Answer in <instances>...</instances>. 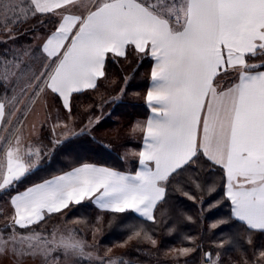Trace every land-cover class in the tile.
I'll use <instances>...</instances> for the list:
<instances>
[{"label":"snow or ice","instance_id":"6c2138e0","mask_svg":"<svg viewBox=\"0 0 264 264\" xmlns=\"http://www.w3.org/2000/svg\"><path fill=\"white\" fill-rule=\"evenodd\" d=\"M30 22L32 31L40 26L39 35L20 43ZM0 43L8 46L0 60L13 69L0 80V193L10 205L0 209V256L13 264H60L53 253L62 252L76 264H121L111 248L89 251L94 246L75 228L49 233L41 225L54 215L67 220L89 203L113 220L139 218L124 225L129 234L121 246L133 239L155 246L156 211L170 192L200 204L201 220L204 199L195 193L207 192L219 196L210 209H227L208 231L230 230L211 241L215 252H203L204 264H225L229 251L239 259L228 255V264H264V0H0ZM145 60L150 83L132 95L142 96L150 114L131 128L142 144L124 154L138 167L121 170L69 150L64 167L30 180L63 146L94 131L100 117L93 105L78 111L74 101L98 91L109 63ZM134 73L123 77L113 100L128 95ZM36 105L44 119L26 133L25 118ZM175 216L170 234L180 220L194 222L180 209ZM95 219L69 223L91 227L95 237L103 216ZM184 239L192 246L168 248L169 264L203 248L202 237Z\"/></svg>","mask_w":264,"mask_h":264},{"label":"trees","instance_id":"16d2710c","mask_svg":"<svg viewBox=\"0 0 264 264\" xmlns=\"http://www.w3.org/2000/svg\"><path fill=\"white\" fill-rule=\"evenodd\" d=\"M39 26V25H38ZM40 27V26H39ZM3 50L5 46L3 44ZM2 53V52H0ZM2 63L3 61L0 60ZM109 69V79L104 82V84L98 89L97 92H88L81 95L77 101V110L82 111L83 106L93 105L91 112L94 116L97 115L99 106L103 104L104 112L111 114H121L122 121L119 124L117 122L116 126L113 123L108 122V133L110 137H114L119 143H122L126 138V128L130 119L136 113L142 112L145 108L142 96L140 98L134 97L132 94L134 92H140L143 94L149 85V80L147 73L150 71V63L145 60L142 66H137L130 62H112L108 65ZM135 69L134 78L129 80L127 87L128 95L120 100H113L119 94V89L125 87L123 83V77L125 75H130ZM3 92V87L0 85V93ZM105 93L106 103L104 105V99H102ZM108 116V115H107ZM121 125L122 128L118 130V126ZM47 144V143H45ZM71 150L74 154L80 156L81 158L88 160L90 162H100L110 166H116L122 169L124 165L122 164V159L117 149L106 146V144L96 137L81 136L76 139L72 144L63 146L61 151H58L51 159L49 164L45 162V167L40 171L36 172L35 175L31 176L30 180H37L42 176H47L48 173L55 171L58 168L64 167L67 162L66 152ZM213 178L218 179V176ZM196 195H203V213L202 220L195 219L201 215V205L189 200L187 197L182 196L178 192H170L166 203H163L156 211V217L158 224L154 228V238L157 240V244L153 246L150 242L143 239H133L127 245L121 246L122 242L127 238L129 234L127 229L124 227L125 224L129 222H139V218L135 214L121 215L116 219H112L111 214L101 213L93 205L86 203L83 207L73 208L67 213V220L64 217L52 216L46 221L41 228H46L47 231L58 223L59 221H64L67 225L72 226L77 229L78 233L83 236L84 240L96 247L101 255L111 248L109 255H115L121 262V264H169L171 257L166 255V250L170 247H181V246H192V242L184 239L187 235H192L201 239L203 248L198 249L191 256L185 258L181 257L180 264H202L204 261L203 252L212 251L215 252V247L211 241L219 236L223 232H228L230 229L226 226H222L221 229L215 231H208V226L211 222L217 219L219 216L224 215L227 212L226 208H209L208 205L214 203L215 199L219 196L216 193H195ZM169 210V215L162 217L161 211ZM183 210L186 214L194 217L193 221L180 220L179 231L174 234H170L167 231V226L171 221L176 220L175 210ZM102 215L103 221L97 225L101 230L96 233L93 237L91 227H86L83 224H73L69 223L75 217H87L90 224L96 223V216ZM112 223L109 224V221ZM149 224L151 222H148ZM38 231L40 229H37ZM241 244L247 248V245L241 241ZM251 254L249 250V255ZM228 255H231L235 259H239V254L236 252L229 251L227 255L223 257L225 264H228ZM83 264L82 262H80ZM85 263V262H84ZM87 263V261H86Z\"/></svg>","mask_w":264,"mask_h":264},{"label":"crops","instance_id":"0c3cea01","mask_svg":"<svg viewBox=\"0 0 264 264\" xmlns=\"http://www.w3.org/2000/svg\"><path fill=\"white\" fill-rule=\"evenodd\" d=\"M34 22H30L29 24H25L22 26L21 28V34L20 35H39V30L36 31H32L31 30V24ZM40 27H36V29H39ZM25 29H28V31H25ZM5 46V45H4ZM6 47V46H5ZM8 47V46H7ZM3 44L0 43V52H3ZM0 65H2L0 68H3V66L5 67V64L2 63L0 61ZM150 83V81H149ZM103 96L102 99H104V105L106 103L105 99L107 97H105V93H102ZM119 95V94H118ZM117 95V96H118ZM124 98L121 97L120 99ZM118 99V100H120ZM145 108L142 109V112L140 113H136L135 115H133V117L130 119V122L128 123V126L126 128V135L127 138L122 142L119 143L116 142L117 140L114 137H110L109 135H106L108 133V122L111 121V123H113L112 125H117L116 123L119 122V124L122 121V116L121 114H111V112H109L108 114L104 112V108H103V104L99 106L98 109V113L96 116L100 117V120L94 125V131H92L91 135H87L88 137H96L99 138L101 141H103L106 146L112 147V148H116L118 153L120 154V157L122 159V164L124 165V167L121 170H132L134 167H138V163L136 161V158L131 156L130 154L128 155V157L125 159L124 158V154L126 151H128L130 153L131 150L133 149H137L138 147L142 144V136L139 132L133 133L131 131L132 125L138 121V120H143L146 119L147 115L150 114V110L147 108V105L145 103V101L143 100ZM39 112L44 115V109L42 108V110H39ZM31 112H29V114L27 115V117L25 118V131H26V127L30 128L31 126H26V121L28 120V117L30 115ZM53 115H55V111H53ZM108 115V116H107ZM84 122L86 123L87 120L84 119ZM118 124V125H119ZM40 125H37V127H39ZM51 126V122L49 123V127ZM121 125L118 126V130H120ZM6 194L0 193V198L2 197H6ZM4 203V202H3ZM3 203L0 202V209H2L3 212H8L10 210V207H7L6 205H4ZM10 206V205H9ZM3 221L2 215H0V222Z\"/></svg>","mask_w":264,"mask_h":264},{"label":"rangeland","instance_id":"374dc122","mask_svg":"<svg viewBox=\"0 0 264 264\" xmlns=\"http://www.w3.org/2000/svg\"><path fill=\"white\" fill-rule=\"evenodd\" d=\"M38 27V25L36 26ZM39 30V29H37ZM33 35H20V40L19 42L20 43H25V44H28V43H34L33 41ZM5 45V44H4ZM7 47V45H5ZM2 65H0L1 67ZM13 69L11 67H4L3 68H0V80H2L4 74L6 72L10 73ZM10 91V90H9ZM21 107H23V105H21ZM39 110H42V108L39 106V105H36V106H33V109L28 117V120L26 121V126L28 124V126H31L32 124H36V125H39V121L43 120L44 119V115L42 114V112L40 113ZM49 123L48 122L47 124L44 125L45 127V130H47L49 127ZM30 130V128H27L26 127V133ZM2 131V130H0ZM44 143H48L47 140L44 141ZM8 197H1L0 198V202L3 203L4 205H6L7 207H10L8 204L5 203V201H7ZM4 221L0 222V225L3 224ZM58 229V230H61V231H64L66 229H69V228H73L72 226H69L67 225L63 220L62 221H59L58 223H56L52 228L51 230H49L48 232L50 233L53 229ZM77 235L79 237H81L82 239L83 236H81L78 232H77ZM89 246H94L92 244H89L87 243ZM89 251H92V250H97L96 247H89L88 249ZM54 256L58 255L60 257V264H76L75 260L73 258H64L63 256V253L62 252H57V253H53ZM204 258V261H205V257L203 256ZM204 261L202 262V264H204ZM80 262H82L83 264H87L86 263V260H82V261H79V264H81ZM85 262V263H84ZM0 264H13L12 260H11V257H3V256H0ZM23 264H41V260L40 259H25L23 261ZM49 264H51V261L49 262Z\"/></svg>","mask_w":264,"mask_h":264}]
</instances>
